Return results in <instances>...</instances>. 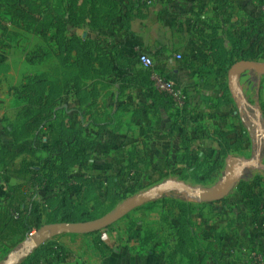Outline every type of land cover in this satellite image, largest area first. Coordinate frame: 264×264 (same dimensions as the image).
<instances>
[{"label":"crops","instance_id":"obj_1","mask_svg":"<svg viewBox=\"0 0 264 264\" xmlns=\"http://www.w3.org/2000/svg\"><path fill=\"white\" fill-rule=\"evenodd\" d=\"M143 3L145 5L139 10L141 15L135 17L129 30L118 33L116 42L124 46L131 56L147 54L153 57L154 68L145 69L136 60L133 66L141 73H129L136 85L123 91H120V76L116 73L94 81L87 80L89 86L94 85L95 97H90V102L94 104L91 106L89 102L80 105L75 94L70 93L59 102L51 117L52 122L86 128V134L90 137H95L102 130L99 136L101 144L93 154V169L85 172L76 168L73 173L74 177L92 176L98 183L100 195H103L101 184L105 178L121 173L127 155L134 149L141 150V161L146 159L147 166L144 172L133 178L152 183L153 178L160 177L168 160L174 154L179 156L184 150V140L191 141L192 155L195 158L200 159V162H209L217 148V132L229 133L228 137L235 142L237 132L242 130L247 136L248 149L250 128L245 127L243 115L250 118L248 108L254 111V125L256 122L261 124L264 117V76L254 71H247L240 76L239 94L242 104H239L229 83L230 69L236 63L229 64L232 50L238 49L243 43L245 45L242 47L261 45L264 33V0H143ZM218 53H224L223 57L220 58ZM178 54L182 55L181 60L177 59ZM186 59H189L191 66L183 63ZM256 63H264V53ZM199 68L205 69L204 72L197 71ZM156 78L173 82L180 93L179 101L169 110L163 106L158 110L151 108L153 90L146 84L150 80L155 83ZM254 81L260 82V109L252 106L246 97L249 94L248 88ZM0 83L4 84L3 77H0ZM24 83L20 78L16 85ZM225 87L228 88L227 93L224 91ZM11 96L16 98L17 95L11 92ZM187 98V113L190 118L185 121L182 120L183 106ZM223 99L230 102H222ZM136 114L142 117L138 119ZM5 122L0 121V148L2 145L12 144L3 134L7 126ZM47 128L48 124L38 129L26 143L40 145L45 141ZM40 133L43 135L40 136ZM262 137L259 132L258 148L262 146ZM234 153L236 152L228 158L237 157ZM227 159L224 162L225 168ZM20 183L18 179L5 176L0 165V194H4L6 187ZM72 185L82 187L77 181H73ZM63 188L62 185L56 186L57 192H61ZM35 200L40 204L44 219L53 212L44 194L41 193ZM191 224L193 227V217ZM173 228L172 244L166 251L159 252H154L147 237H144L145 234L148 235L147 231L140 236L138 233L109 227L91 235H62L50 239L38 249L50 243L55 251L60 249L65 253L49 255L36 264H191V256L200 264L194 248L189 250L191 256L177 253L174 259L170 258L179 242L176 218ZM22 244L9 250L7 255L3 254L0 247V263ZM38 249L32 251L30 256Z\"/></svg>","mask_w":264,"mask_h":264},{"label":"trees","instance_id":"obj_2","mask_svg":"<svg viewBox=\"0 0 264 264\" xmlns=\"http://www.w3.org/2000/svg\"><path fill=\"white\" fill-rule=\"evenodd\" d=\"M144 5L143 0H55L52 11L46 10L40 13V17L29 19L36 23L37 30L53 32L55 35L57 47L54 53L51 56H39L38 63L54 57L62 72L56 74L49 71L30 78L21 89H14L24 105L20 108V119L3 130L12 144L1 146L0 165L5 176L18 179L21 183L6 187L4 194H0V247L4 255L28 240L30 233L37 232L44 225L82 223L98 219L102 217L99 212L104 204L110 205L112 210L120 200L135 194L139 188L137 186L141 180L133 177L145 171L147 162L146 159L141 161V150L138 149L127 155L121 173L105 178L101 184L103 195H100L98 183L92 176L74 177L76 168L85 172L93 169V154L101 144L99 136L102 130L95 137H90L86 134V128L52 122L51 117L59 102L70 93L75 94L80 105L89 103L90 97H95L94 85L90 87L87 80L94 81L116 73L120 76V91L136 85L129 73H141L133 66L139 54L129 55L124 46L116 42V38L119 32L131 28L132 21L141 15L139 10ZM78 29L83 30L81 35L75 34L74 30ZM243 45L245 43L229 54L230 65L239 61L259 60L264 53V33L259 47L254 44L250 47H242ZM223 55L224 53H218L220 58ZM183 63L192 65L189 59ZM204 70L197 69L200 73ZM146 85L153 90V110H158L160 106L169 110L174 106V100L167 93L158 91L152 80ZM224 91L227 93L228 88L225 87ZM222 102L230 101L223 99ZM93 104L90 102L91 106ZM188 107L187 98L182 120L190 118ZM136 117L139 119L142 116L136 114ZM26 121H29V125L23 129ZM47 124L45 141L40 145L26 143L38 129ZM216 135L217 148L214 155L209 162L199 161V167L193 168L195 175L191 179L198 183L211 180L212 174L220 169L230 154L247 149V136L242 130L237 132L235 142L228 137L227 132H217ZM177 157L182 158V163L190 160L198 162V158L192 155L191 141L184 140V150ZM172 160L176 161L174 158ZM164 177L162 171L159 178L152 179V183L160 182ZM73 181L81 183L82 187H75L72 185ZM57 185L64 187L61 192H57ZM41 193L48 200V206L53 209L45 219L40 204L35 200ZM174 208L177 210L175 218L179 225V242L170 254L171 259L177 253L191 256L189 250L194 247L195 241L191 230L194 207L176 202ZM151 238L153 237L148 236L147 242ZM98 244L101 245L100 242ZM52 247L49 243L20 264H36L49 255L65 253L60 249L55 251ZM190 259L191 264H198L195 257L191 256Z\"/></svg>","mask_w":264,"mask_h":264},{"label":"rangeland","instance_id":"obj_3","mask_svg":"<svg viewBox=\"0 0 264 264\" xmlns=\"http://www.w3.org/2000/svg\"><path fill=\"white\" fill-rule=\"evenodd\" d=\"M54 7L55 0H0V77L4 78V84L0 83V121H6V125L14 124L20 119V108L24 102L16 96L14 90L21 89L23 84L16 85L20 78L26 82L49 71L56 74L62 72L54 57L38 63L39 56H51L54 53L57 47L55 35L53 32L37 30L36 23L29 20L40 17V13L46 10L52 11ZM74 32L81 35L83 31L78 29ZM259 87L260 82H252L246 96L248 102L258 108ZM8 90L14 92L16 98H12ZM248 110L251 117L244 114L243 120L245 127L250 128L249 146L234 155L243 160H252L259 149L260 161L256 167L244 170L227 197L218 202L204 203L190 195L173 192L132 211L111 227L123 232L138 233L140 236L147 231L148 235L145 234L144 237H153L148 242L151 249L154 252L166 251L174 236V219L177 215L174 205L176 202L186 203L194 207L193 250L201 264H264V135L262 146L258 148L259 132L252 122V119L256 120L255 112L250 108ZM28 122L24 123L23 129L29 125ZM261 128L264 132V117L261 119ZM173 158L176 159L175 162ZM181 160V157L174 154L164 166V174H167L165 179L158 183L141 180L136 193L127 198L167 180L183 182L192 188H211L223 179L225 164L212 174L211 180L198 183L191 178L195 175L193 168L199 167L200 159L198 162L190 160L188 163H182ZM124 200H120L112 210ZM112 210L110 205L104 204L99 213L104 216Z\"/></svg>","mask_w":264,"mask_h":264},{"label":"water","instance_id":"obj_4","mask_svg":"<svg viewBox=\"0 0 264 264\" xmlns=\"http://www.w3.org/2000/svg\"><path fill=\"white\" fill-rule=\"evenodd\" d=\"M247 71H254L260 76H264V63L239 61L231 67L229 72L230 89L238 99L239 104L243 103L239 94V78ZM257 116L260 118L259 114ZM256 125L259 132L264 135L260 128V122H256ZM259 157L260 151L258 150L255 159L252 160H243L237 157L228 158L223 179L218 185L211 188H192L183 182L167 180L143 193L127 198L114 210L98 219L82 223L64 222L44 225L32 238L26 240L18 250L10 253L0 264H20L31 255L32 251L40 248L50 239L62 235H91L106 230L132 211L173 192L190 195L204 203L221 201L230 194L247 167L258 165Z\"/></svg>","mask_w":264,"mask_h":264},{"label":"built area","instance_id":"obj_5","mask_svg":"<svg viewBox=\"0 0 264 264\" xmlns=\"http://www.w3.org/2000/svg\"><path fill=\"white\" fill-rule=\"evenodd\" d=\"M177 59L181 60L182 55L178 54ZM138 61L143 68L148 69V70L154 68L155 66V60L153 59V57L147 54H139ZM154 81H155V88L158 91L167 93L174 100V102L179 101L180 93L173 82L165 81V80L157 79V78L154 79ZM36 233L37 232L35 231L30 233L28 240L32 238Z\"/></svg>","mask_w":264,"mask_h":264}]
</instances>
